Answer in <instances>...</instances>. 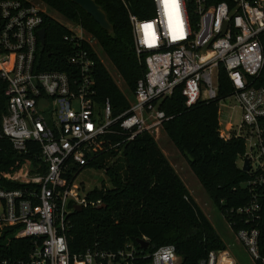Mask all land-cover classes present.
<instances>
[{
    "label": "built area",
    "instance_id": "1",
    "mask_svg": "<svg viewBox=\"0 0 264 264\" xmlns=\"http://www.w3.org/2000/svg\"><path fill=\"white\" fill-rule=\"evenodd\" d=\"M152 2L154 16L141 18L123 0L145 74L129 108L115 115L110 100H97L95 60L84 44L93 46L85 31L69 28L72 35L65 37L73 47L70 74L40 71L45 11L27 0H0V77L7 84L0 157L4 145L11 146L6 164L0 158V237L7 231L35 245L25 258L0 255V264H70L69 216L87 196L77 182L80 173L111 144L116 128L124 134L117 145L143 132L160 133L169 120L161 103L175 90L182 88L188 107L218 100L222 67L242 116L236 128L220 129V137L245 140L238 165L242 170L249 161L243 186L251 195L224 218L233 232L238 227L234 233L253 263L264 264V0ZM143 250L133 244L118 251L94 248L80 258L84 264H183L174 245ZM196 264L238 262L226 249L210 251Z\"/></svg>",
    "mask_w": 264,
    "mask_h": 264
},
{
    "label": "trees",
    "instance_id": "2",
    "mask_svg": "<svg viewBox=\"0 0 264 264\" xmlns=\"http://www.w3.org/2000/svg\"><path fill=\"white\" fill-rule=\"evenodd\" d=\"M40 1L91 34L134 94L137 82L145 74V65L136 55L128 9L123 0H95L113 27L111 33L102 29L72 0ZM124 1L139 17L154 16L152 0ZM221 1L212 0L215 3ZM42 27L46 31V42L40 47L39 70L70 74L73 68L68 59L73 47L65 37L72 35L71 31L48 15H45ZM84 45L95 60L97 100L100 103L110 100L115 115L129 108L130 101L97 53L88 43ZM6 88V82L0 77V115L7 112ZM232 90L231 81L222 67L218 100L200 101L188 107L182 88H179L164 99L160 107L169 118L163 125L168 138L186 158L223 216L251 199L243 186L248 175L238 165L239 157L246 152V142L242 138L225 141L220 137L219 101L229 97ZM116 131L118 133L110 138L111 144L106 145L87 167L104 169L110 187L103 184L102 188L87 192L82 211L75 210L69 216L66 238L70 264H84L80 257L94 248L118 251L133 244L141 250L137 243L139 239L150 243L149 248H144L145 253L164 245H174L183 264H196L210 251L226 250L221 234L193 199L153 135L143 132L134 140L117 145L124 134L119 128ZM4 147L5 152L0 158L6 164L5 155H11V146L6 143ZM7 167L3 165L1 170ZM99 205L104 207L98 209ZM233 219L239 221L236 216ZM237 230L235 227L234 232ZM34 248L32 239L14 240L7 231L0 237L2 256L25 258Z\"/></svg>",
    "mask_w": 264,
    "mask_h": 264
},
{
    "label": "rangeland",
    "instance_id": "3",
    "mask_svg": "<svg viewBox=\"0 0 264 264\" xmlns=\"http://www.w3.org/2000/svg\"><path fill=\"white\" fill-rule=\"evenodd\" d=\"M29 2L34 3L40 9L44 10L46 15L52 17L53 19L60 22L67 28H76V32L78 34L81 33L80 29L76 27V25L60 15L59 13L51 10L46 4H44L40 0H27ZM84 36L93 46L95 53L99 56L110 75L113 77L117 85L123 94L128 98L131 102L134 98L133 94L130 92L128 86L123 81L121 76L119 75L116 68L110 62L108 57L103 53L101 47L97 44V41L92 37L91 34L87 32H83ZM220 114L219 121L221 123V131L229 132L231 129V125L235 126V128L241 123V111L237 106V102L233 97H227L221 100L220 105ZM155 141L157 142L159 148L165 154L170 164L173 166L179 177L181 178L184 185L189 190V193L202 209L208 220L211 224L217 229V231L221 234L223 241L227 245V249L238 262V264H254L251 260L249 254L245 250V248L239 243L237 237L233 230L230 228L229 223L224 218L221 211L215 207L212 200L207 195L206 191L200 184L197 177L192 172L188 161L186 158L180 153L177 147L171 142L168 138L167 133L162 128L160 133L153 134ZM241 166V163H238ZM106 171L104 169H95V168H86L83 170L78 176V183L84 185L85 192L92 191L96 188H102L103 184L107 187H110V183L108 182Z\"/></svg>",
    "mask_w": 264,
    "mask_h": 264
},
{
    "label": "water",
    "instance_id": "4",
    "mask_svg": "<svg viewBox=\"0 0 264 264\" xmlns=\"http://www.w3.org/2000/svg\"><path fill=\"white\" fill-rule=\"evenodd\" d=\"M74 4L79 6L82 10H84L88 15L93 17V19L96 21L97 24L101 26L102 29L105 31L111 33L113 31V27L108 21L106 13L102 10V8L96 3L95 0H72ZM41 45L44 46L46 42V31L45 29H41L38 32ZM250 170V165L248 159H245V164L242 169L244 172H248ZM104 206L99 205L98 209H102ZM76 211H82L83 207L76 206ZM137 243L142 248H149L150 243L144 239L137 240Z\"/></svg>",
    "mask_w": 264,
    "mask_h": 264
},
{
    "label": "snow or ice",
    "instance_id": "5",
    "mask_svg": "<svg viewBox=\"0 0 264 264\" xmlns=\"http://www.w3.org/2000/svg\"><path fill=\"white\" fill-rule=\"evenodd\" d=\"M166 2H167V0H166Z\"/></svg>",
    "mask_w": 264,
    "mask_h": 264
}]
</instances>
